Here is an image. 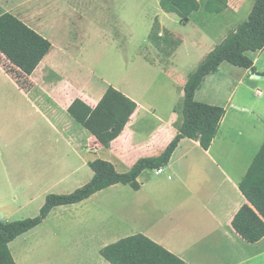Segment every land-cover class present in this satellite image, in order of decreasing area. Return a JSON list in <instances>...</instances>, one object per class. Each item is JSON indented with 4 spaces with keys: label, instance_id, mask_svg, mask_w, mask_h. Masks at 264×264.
I'll return each mask as SVG.
<instances>
[{
    "label": "crops",
    "instance_id": "crops-1",
    "mask_svg": "<svg viewBox=\"0 0 264 264\" xmlns=\"http://www.w3.org/2000/svg\"><path fill=\"white\" fill-rule=\"evenodd\" d=\"M53 1L0 0V13H13L53 44L30 76L32 86L28 90L0 64L2 222L39 215L49 194H68L87 184L94 177L90 162L98 158L112 162L117 171L124 173L139 159L160 155L183 122L184 87L193 72L190 70L195 71L228 35L222 33L218 40L215 23H208V27L207 23L193 24V52L197 59L188 71L178 64V58L190 38L181 35L176 49L160 52L166 59L162 63L165 68L161 69L170 82L174 97L171 104L165 103L161 108L116 87L135 100L138 108L123 133L106 148L75 120L69 107L77 98L97 106L109 84L94 93L90 91L88 66L86 78L81 80L77 73L76 83L58 68L61 62L77 66L85 59L84 45L90 38L85 35L82 22L92 17L104 26L111 19L116 20L111 15L113 1L89 0L92 4L76 9L58 7ZM132 1L137 3L129 0ZM228 4L231 7L229 0ZM238 13L236 6L234 12L223 14L227 22L237 23L231 30L241 23ZM158 15L163 35L170 28L160 10ZM121 16L119 13L118 18ZM191 25L192 20L185 26ZM221 29L225 32V28ZM116 36L120 40V35ZM249 55L257 71L264 73V49ZM225 63L228 62L205 79L195 94L198 101L226 109L208 150L199 141L184 138L161 173L149 169L138 177V189L118 183L79 203L55 207L41 224L10 243L11 248L16 240L20 242L18 254L12 252L17 264L26 263L27 251L33 254V264H111L101 250L138 233L177 254L185 264H264V239L249 243L233 226L235 215L247 202L239 184L264 144V90L258 89L264 87V76L257 78L249 69L232 64L234 68L227 66L225 76H220ZM229 77L239 78L240 83H255L261 102L237 97L239 89L229 90ZM61 232L70 240L61 239ZM60 240L66 244H57Z\"/></svg>",
    "mask_w": 264,
    "mask_h": 264
},
{
    "label": "trees",
    "instance_id": "trees-1",
    "mask_svg": "<svg viewBox=\"0 0 264 264\" xmlns=\"http://www.w3.org/2000/svg\"><path fill=\"white\" fill-rule=\"evenodd\" d=\"M160 7L167 13L177 14L180 22L187 25L192 17L204 11L208 15H222L228 9V0H160ZM151 43L162 53H168L181 44V38L165 29L161 34L159 15L155 18L149 34ZM52 42L13 13H0V53L15 67L5 70L24 89L32 86L30 76L49 54ZM264 49V0H256L248 16L236 29L218 43L190 73L184 87L183 122L179 133L158 156L139 159L128 172L117 171L115 165L98 158L90 162L94 177L87 184L68 194H49L39 215L23 220L0 221V264H17L10 243L22 234L41 224L57 206L79 203L112 185L129 184L138 189V177L146 170L165 167L184 138L195 139L208 150L226 115L220 105L196 100L195 94L205 79L216 73L224 62L257 71L250 52ZM0 64L2 62L0 61ZM138 103L114 86H109L103 97L92 107L77 98L69 107L70 114L87 128L98 141L110 148L112 142L125 130ZM247 202L233 219L237 233L249 243L264 239V144L239 184ZM102 256L111 264H185V260L156 242L138 233L105 246Z\"/></svg>",
    "mask_w": 264,
    "mask_h": 264
},
{
    "label": "rangeland",
    "instance_id": "rangeland-1",
    "mask_svg": "<svg viewBox=\"0 0 264 264\" xmlns=\"http://www.w3.org/2000/svg\"><path fill=\"white\" fill-rule=\"evenodd\" d=\"M91 1V0H90ZM112 8L116 20H112L102 26L98 24L92 17L82 22L85 35L88 34L90 41L84 45V60L79 62V65L75 66L73 62L65 61L61 62V67L58 70L64 74L69 80H73V83L77 81V73L79 78L87 76L86 67L90 69V91L98 92L104 85L123 87L133 92L137 97L142 99L145 103H154L159 107L168 103H172L174 99L170 93V82L162 71V63L166 61L160 51L151 43L149 34L153 27L155 18L158 16L159 10L163 14V18L167 27L170 28L178 37L185 35L190 38L189 44L185 51L178 58V64L184 71L192 69L197 57L193 52L194 44V31L193 24L205 25L208 27V23L211 25L215 23L213 29L217 33V39H221L222 33L226 35L231 31V27L236 25L227 22L225 15H208L204 11L196 13L192 17V25L185 26L180 22V18L177 14L167 13L161 7L160 3H156L153 0H136L129 2V0H112ZM256 0H229L231 7L225 12H234V8L238 6V16L240 21L243 22L248 19V13L251 5H254ZM45 3V0H43ZM58 7L66 8H83L87 3L92 4L89 0H54L52 2ZM32 5V4H31ZM18 12V9H15ZM122 13L121 19L118 18V14ZM218 25L216 28L215 26ZM221 28H225V32H222ZM56 31V30H54ZM120 35V40L118 36ZM91 36V37H90ZM105 36V37H104ZM0 61L7 69L14 70V66L0 53ZM66 66L68 68H66ZM234 68L231 64L225 63L221 70L220 76H225L223 72H227L228 67ZM163 68H165L163 66ZM194 71V70H190ZM83 73V75H82ZM229 90L239 89L237 97H245L252 103L261 102L256 96V85L250 81L243 83L239 82V78H230ZM258 89L264 90V87L260 86ZM174 101V100H173ZM73 192V191H72ZM65 194V193H64ZM67 194V193H66ZM37 216V215H36ZM35 217V216H34ZM33 218V217H28ZM26 219V218H25ZM16 221V220H13ZM61 239L67 237L68 241L70 237L63 232L60 233ZM20 242L15 241L11 247L14 255L18 254ZM59 245H65V241H58ZM264 245V242L261 244ZM26 263L33 264L32 252H25Z\"/></svg>",
    "mask_w": 264,
    "mask_h": 264
},
{
    "label": "built area",
    "instance_id": "built-area-1",
    "mask_svg": "<svg viewBox=\"0 0 264 264\" xmlns=\"http://www.w3.org/2000/svg\"><path fill=\"white\" fill-rule=\"evenodd\" d=\"M157 171H158L159 173H161V172L163 171V167L160 168V169H157Z\"/></svg>",
    "mask_w": 264,
    "mask_h": 264
},
{
    "label": "water",
    "instance_id": "water-1",
    "mask_svg": "<svg viewBox=\"0 0 264 264\" xmlns=\"http://www.w3.org/2000/svg\"><path fill=\"white\" fill-rule=\"evenodd\" d=\"M255 76H256L257 78H260V77H261L259 74H256Z\"/></svg>",
    "mask_w": 264,
    "mask_h": 264
}]
</instances>
